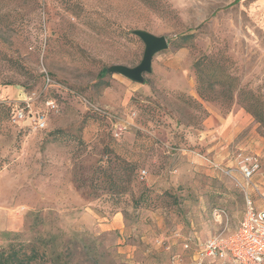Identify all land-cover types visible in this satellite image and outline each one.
I'll use <instances>...</instances> for the list:
<instances>
[{
  "label": "rangeland",
  "instance_id": "1",
  "mask_svg": "<svg viewBox=\"0 0 264 264\" xmlns=\"http://www.w3.org/2000/svg\"><path fill=\"white\" fill-rule=\"evenodd\" d=\"M134 31L168 42L151 73L100 78L140 63ZM202 56L264 96V0H0V248L35 251L29 264H196L199 241L235 232L244 194L226 172L242 153L215 156L202 123L246 112L200 98ZM49 99L43 130L8 116Z\"/></svg>",
  "mask_w": 264,
  "mask_h": 264
},
{
  "label": "built area",
  "instance_id": "2",
  "mask_svg": "<svg viewBox=\"0 0 264 264\" xmlns=\"http://www.w3.org/2000/svg\"><path fill=\"white\" fill-rule=\"evenodd\" d=\"M46 112H33L27 103L24 106L12 105L11 118L16 123L28 121L34 129L46 128V113L57 110L55 101L45 102ZM261 171V162L256 155L240 154L235 158V165L227 171L240 176L236 180V186L244 194V212L238 228L227 237L210 238L200 245L196 253V264H202L204 260L218 259L223 264H264V196L254 177ZM260 201L261 207L256 208L255 200ZM184 248L188 243L183 244ZM165 249L169 250L166 244ZM178 255L172 257L173 263L178 260Z\"/></svg>",
  "mask_w": 264,
  "mask_h": 264
},
{
  "label": "trees",
  "instance_id": "3",
  "mask_svg": "<svg viewBox=\"0 0 264 264\" xmlns=\"http://www.w3.org/2000/svg\"><path fill=\"white\" fill-rule=\"evenodd\" d=\"M140 1L150 4L152 0ZM192 39V34L182 33L176 36L174 42H176L178 46H184L191 44ZM193 68L197 92L201 99L220 101L219 95H223L224 100L228 102L235 101V103L240 105L245 112L251 115L260 127L264 129V96L262 94H257L240 87L237 79L230 73L222 70L221 65L214 57L202 56L198 58L195 60ZM107 74L108 69L102 68L98 76L103 78ZM50 100L52 99L46 100L45 102ZM4 108L5 105L0 104V109ZM11 109L12 105H10L8 115L10 117ZM35 256V251L26 253L22 250V246L9 244L6 247L0 248V264H29L35 259Z\"/></svg>",
  "mask_w": 264,
  "mask_h": 264
},
{
  "label": "crops",
  "instance_id": "4",
  "mask_svg": "<svg viewBox=\"0 0 264 264\" xmlns=\"http://www.w3.org/2000/svg\"><path fill=\"white\" fill-rule=\"evenodd\" d=\"M202 127H206V129L213 127L208 133H212L213 139L216 140L213 145L215 156L225 155L229 152L230 162L233 161L234 153L241 152L242 154L259 156L261 159V171L253 180L259 185L260 191L264 196V160L262 161L260 157V154L264 155V141L256 134L255 128L257 125L250 116L239 109L224 115L211 112L203 121ZM249 127H252V129L249 130ZM245 131L248 132L246 133ZM244 133L245 135L240 138ZM234 142L235 146H233ZM255 206L256 208L261 207L258 199L255 200ZM201 243L203 242L199 241V245ZM208 261H211V259H206L204 263Z\"/></svg>",
  "mask_w": 264,
  "mask_h": 264
},
{
  "label": "water",
  "instance_id": "5",
  "mask_svg": "<svg viewBox=\"0 0 264 264\" xmlns=\"http://www.w3.org/2000/svg\"><path fill=\"white\" fill-rule=\"evenodd\" d=\"M144 44L143 55L140 63L135 67H127L124 65H114L108 68L109 73L119 74L131 81L142 82L145 74L151 73L152 59L155 54L168 48V42L163 36H154L145 31H134Z\"/></svg>",
  "mask_w": 264,
  "mask_h": 264
}]
</instances>
